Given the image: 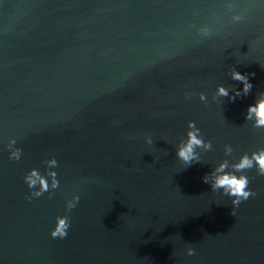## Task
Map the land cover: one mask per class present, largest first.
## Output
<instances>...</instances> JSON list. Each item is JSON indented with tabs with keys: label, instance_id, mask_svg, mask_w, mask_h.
Returning <instances> with one entry per match:
<instances>
[{
	"label": "water",
	"instance_id": "95a60500",
	"mask_svg": "<svg viewBox=\"0 0 264 264\" xmlns=\"http://www.w3.org/2000/svg\"><path fill=\"white\" fill-rule=\"evenodd\" d=\"M261 99L264 0H0V264H264Z\"/></svg>",
	"mask_w": 264,
	"mask_h": 264
},
{
	"label": "clouds",
	"instance_id": "9594fccd",
	"mask_svg": "<svg viewBox=\"0 0 264 264\" xmlns=\"http://www.w3.org/2000/svg\"><path fill=\"white\" fill-rule=\"evenodd\" d=\"M233 79L244 82V92L246 93L250 87L245 82V77L241 76L238 73H233ZM220 95H226L227 93L223 88L218 90ZM248 112L251 115L256 117L257 126L264 127V99H261L257 102L254 107H249ZM189 127H193L190 123ZM198 131V130H197ZM188 139L185 145L177 151V157L185 164H190L193 160L196 159L194 154V147L202 146L203 142L197 138V134L195 131L189 132L187 134ZM256 162V165L259 168V174L264 175V152H261L259 155L253 154L252 159L250 160L247 156L241 158L240 162L234 165V168L239 171L242 169L250 168L252 166V161ZM226 165L221 164L217 169V172H223ZM33 176L36 175L35 172L32 173ZM29 187L35 185L36 181L28 179ZM206 182V181H205ZM41 188H47L45 181L43 179L40 180ZM249 181L246 177L241 176L237 178L236 176L225 174L216 178L215 183L213 185L214 188H223L228 193V195L237 197V199L233 200L234 205H238L242 201H246L251 195L248 189ZM39 195V193H37ZM69 228V223L66 222V219H59L57 222V227L55 231L51 233L53 238H61L63 239L66 236V230Z\"/></svg>",
	"mask_w": 264,
	"mask_h": 264
}]
</instances>
